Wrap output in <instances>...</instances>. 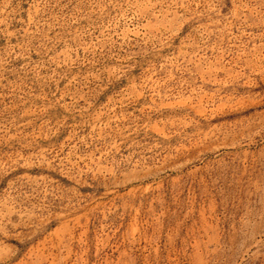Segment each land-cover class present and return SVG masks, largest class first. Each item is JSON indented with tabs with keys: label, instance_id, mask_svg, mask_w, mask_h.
<instances>
[{
	"label": "rangeland",
	"instance_id": "rangeland-1",
	"mask_svg": "<svg viewBox=\"0 0 264 264\" xmlns=\"http://www.w3.org/2000/svg\"><path fill=\"white\" fill-rule=\"evenodd\" d=\"M0 264H264V0H0Z\"/></svg>",
	"mask_w": 264,
	"mask_h": 264
}]
</instances>
